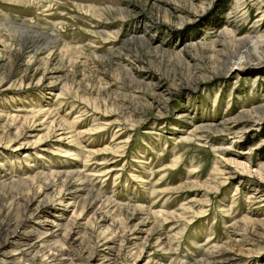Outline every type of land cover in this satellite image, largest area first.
Segmentation results:
<instances>
[{
	"label": "rangeland",
	"instance_id": "1",
	"mask_svg": "<svg viewBox=\"0 0 264 264\" xmlns=\"http://www.w3.org/2000/svg\"><path fill=\"white\" fill-rule=\"evenodd\" d=\"M0 264H264V0H0Z\"/></svg>",
	"mask_w": 264,
	"mask_h": 264
},
{
	"label": "bare ground",
	"instance_id": "2",
	"mask_svg": "<svg viewBox=\"0 0 264 264\" xmlns=\"http://www.w3.org/2000/svg\"><path fill=\"white\" fill-rule=\"evenodd\" d=\"M3 247H5V246H3Z\"/></svg>",
	"mask_w": 264,
	"mask_h": 264
}]
</instances>
